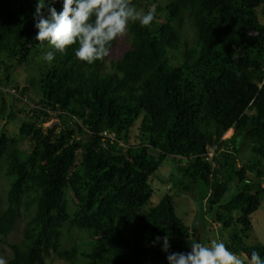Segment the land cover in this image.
<instances>
[{"label":"trees","instance_id":"1","mask_svg":"<svg viewBox=\"0 0 264 264\" xmlns=\"http://www.w3.org/2000/svg\"><path fill=\"white\" fill-rule=\"evenodd\" d=\"M37 3L0 0V83L40 61L36 101L27 85L14 88L34 120L18 136H0L6 264H169L156 237L167 235L171 252H187L192 234L173 196L148 209L150 180L167 158L186 160L181 190L204 185L228 249L264 259L263 245L248 244L264 196V0H132L137 10L154 7L155 19L148 27L130 22L122 57L92 64L76 57L78 44L51 63L42 59L54 49L35 39ZM54 6L62 10V0ZM245 150L253 162H242ZM19 220L21 238L9 244Z\"/></svg>","mask_w":264,"mask_h":264},{"label":"clouds","instance_id":"2","mask_svg":"<svg viewBox=\"0 0 264 264\" xmlns=\"http://www.w3.org/2000/svg\"><path fill=\"white\" fill-rule=\"evenodd\" d=\"M57 2L38 0L34 17L38 29L35 39L54 49L42 57L49 63L54 61L55 52L64 53L73 44L79 45L75 52L79 60L89 64L103 60L110 55L112 42L126 33L130 22L148 27L155 19L154 7L147 12L137 10L132 0H62L60 11L54 6ZM161 240L169 264H264L258 252L252 251L250 258L242 259L222 240H212L209 246L190 240L189 252H171L167 235L157 236L154 244ZM0 264L6 261L0 259Z\"/></svg>","mask_w":264,"mask_h":264},{"label":"rangeland","instance_id":"3","mask_svg":"<svg viewBox=\"0 0 264 264\" xmlns=\"http://www.w3.org/2000/svg\"><path fill=\"white\" fill-rule=\"evenodd\" d=\"M164 1V0H163ZM260 18V23L264 25V7L258 11ZM184 34L191 37L193 35L191 29L189 28V23H185ZM130 43V34L127 31L124 35L117 38V45L115 49L108 56L107 63L111 59H119L122 57L125 50L128 48ZM41 57V56H39ZM37 63H40L39 58H35L31 65H24L14 69L11 75V83L7 85L5 83H0L1 93L5 94L3 101L0 102V136L2 133H6L8 136H18L20 127L23 122H28L29 120H34V112L32 111V106L27 107L24 103L16 101V98L22 97V95L16 91L15 85H19L20 88L24 86L29 87L30 97L36 101V87L33 83L39 75V70L37 69ZM4 71H0V80L3 79ZM11 107H14L17 118L9 121L8 113ZM18 110V111H17ZM20 110H22L20 112ZM54 121H51L45 125L49 128ZM231 134H226L224 138H229ZM134 134L136 131L134 130ZM22 148H27L29 146L28 141H23L20 143ZM251 151L245 150L240 153L242 162L248 163L252 161ZM240 163L239 167H242L244 163ZM253 162V161H252ZM186 164V160H175L174 158H167L157 173L151 178L150 184L153 189V195L150 201L148 209H153L157 207L161 201L167 196H173L175 203V211L177 216L182 220L185 226L190 229L191 238L185 243V249L187 252L191 251L190 240H197L202 242L206 246H209L212 240L223 241V237H226L221 227L214 222L213 216L207 212V204L203 199L207 190L202 184H196L191 187L190 192H185L181 190L177 183L184 182L182 179V174L180 173V168ZM188 184V181H185ZM264 184V183H262ZM7 182L0 172V211L5 208V194H6ZM234 186L232 187L230 193L226 196V200L230 199L234 195ZM24 228V220H19L16 223L13 233L7 239L9 244H16L19 242ZM249 245L261 244L264 246V196L262 197V203L259 210L252 215V230L250 233V238L248 240ZM67 244L66 247H68ZM242 259L245 255L240 256ZM11 258V250L8 246L0 244V259L8 261ZM50 264H68L58 258H52Z\"/></svg>","mask_w":264,"mask_h":264}]
</instances>
